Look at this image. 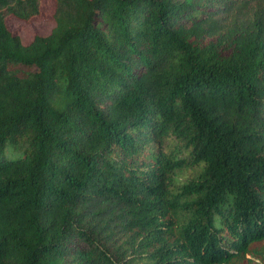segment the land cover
Returning <instances> with one entry per match:
<instances>
[{
    "label": "trees",
    "instance_id": "obj_1",
    "mask_svg": "<svg viewBox=\"0 0 264 264\" xmlns=\"http://www.w3.org/2000/svg\"><path fill=\"white\" fill-rule=\"evenodd\" d=\"M42 1L0 0V264H264V0H54L24 44Z\"/></svg>",
    "mask_w": 264,
    "mask_h": 264
},
{
    "label": "rangeland",
    "instance_id": "obj_2",
    "mask_svg": "<svg viewBox=\"0 0 264 264\" xmlns=\"http://www.w3.org/2000/svg\"><path fill=\"white\" fill-rule=\"evenodd\" d=\"M54 0H43L40 7V14L34 16L29 21H23L12 15L6 17L8 28L18 35L24 44L32 41L35 35H47L55 26ZM260 263L261 261L258 260Z\"/></svg>",
    "mask_w": 264,
    "mask_h": 264
}]
</instances>
